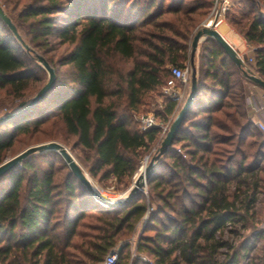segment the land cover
I'll return each instance as SVG.
<instances>
[{
	"label": "trees",
	"instance_id": "obj_1",
	"mask_svg": "<svg viewBox=\"0 0 264 264\" xmlns=\"http://www.w3.org/2000/svg\"><path fill=\"white\" fill-rule=\"evenodd\" d=\"M0 1L27 47L0 19L8 101L0 109L22 108L44 85L37 56L55 75L39 102L0 122V164L19 136L66 146L73 138L93 179L128 186L160 134L141 132L132 113L165 85L169 67L186 68L214 0ZM224 18L253 48L245 67L264 80V0H234ZM248 84L213 39L203 40L193 102L154 162L147 193L125 204L97 203L54 151L8 170L0 177V264H100L145 216L135 251L147 260L131 258L125 244L115 264H264V134L247 115ZM176 109L166 97L159 114Z\"/></svg>",
	"mask_w": 264,
	"mask_h": 264
},
{
	"label": "water",
	"instance_id": "obj_2",
	"mask_svg": "<svg viewBox=\"0 0 264 264\" xmlns=\"http://www.w3.org/2000/svg\"><path fill=\"white\" fill-rule=\"evenodd\" d=\"M0 19L7 25L10 31L13 33L15 38L21 42L24 48H27L26 45L23 44L20 35L17 33L15 26L11 23L10 19L6 16L2 8L0 7ZM205 39H213L225 52V54L232 60V62L240 68L242 74L245 78H247L250 82H252L255 86L264 90V80L260 79L258 76L254 75L249 69L245 67V64L242 58L239 56L238 52L235 48L215 29V26L207 25L204 22L201 24V27L196 31L193 35L191 43H190V62H191V75H190V87L189 92L183 102L180 110L176 114L175 118L171 122L168 131L166 132L159 149L157 150V154L152 157L149 164L143 169V171L135 177L132 186L126 192L125 197L122 199L116 200H107L103 198L100 193L90 184V181L86 177L85 173L82 171L80 166L74 160L69 151L60 143L57 142H48L36 146H32L26 148L19 154L14 157L2 162L0 164V177L6 173L8 170L13 168L14 166L19 165L25 158L30 155L43 153L47 151H54L60 154L65 163L67 164L70 171L73 175L87 188V190L92 194L94 200L102 206L115 207L118 205H122L130 201L133 196L139 192L143 191L146 187L147 180L152 170L154 162L168 149L170 146L174 136L176 135L179 126L181 124L182 119L185 114L189 110L193 99L196 94V72L193 67V59L194 54L197 49L198 44ZM37 61L41 64V66L45 69L48 74L47 82L38 90V92L20 109L17 111L10 113L8 115L0 117V122L11 119L13 117L18 116L19 114L27 111L32 106H34L37 102H39L46 93L51 89L55 81L54 70L48 65V63L42 58L37 56Z\"/></svg>",
	"mask_w": 264,
	"mask_h": 264
},
{
	"label": "rangeland",
	"instance_id": "obj_3",
	"mask_svg": "<svg viewBox=\"0 0 264 264\" xmlns=\"http://www.w3.org/2000/svg\"><path fill=\"white\" fill-rule=\"evenodd\" d=\"M233 2H234V0L232 1V3ZM0 7L2 8L3 11L5 10V8H4V6H3L1 1H0ZM224 20H225V18H224ZM204 21H202L201 24ZM211 23L212 22H210V21L207 22L208 25L212 26ZM225 23L228 25L229 30H234L237 33V35L240 36V34L232 27V25H230L228 20H225ZM201 24H200V26H201ZM196 29L194 30L193 35L198 30V29L197 30ZM229 30H227V33H230ZM193 35H192V37H193ZM191 40H192V38L190 39V43H191ZM199 44H198L197 49H196L195 54H194L195 66L193 64V67L195 69V72H196V66H197V56H198V51H199ZM190 50H191V48H189V60L185 64L186 65L185 69L188 70V76H189L188 87L186 89V96H187V94L189 92L190 75H191V71H192L191 62H190ZM61 51L62 50L59 49V51H57L56 53L59 54V52H61ZM236 51L238 52L239 56L242 58L243 62H244L245 59H248V61L252 62L253 58H252L251 53H249L248 56L247 55L245 56L242 51H240V50H236ZM169 69H170V67H169ZM65 70H67L66 67H63V68L59 69V76H60L59 78H64L62 73ZM41 76H43L42 77L43 78L42 82H44V84H45L47 82V80H48L47 72L45 71L44 75L42 74ZM162 89H163V86L158 88L156 91L150 93L148 95V97L146 98L145 104L140 108V110L138 112L132 113V119L137 124L138 128H139V118L140 117L153 116L154 119H155V123H156L155 127L160 130V134L158 136V140L150 147L149 151L146 152V154H144L143 157L141 158L136 173L134 174V176L132 177L130 183L126 187L118 186L116 181H115V179H109V180L102 181V182H99L96 179H93L90 176V174H89L88 162H86L85 158H84V156H85L84 154H85L86 151H83L77 145H75L74 147L70 146L74 142L75 139H73V138L69 139V146L63 145L59 141H54V142L60 143L61 145H63L69 151V153L72 155L74 160L80 166L82 171L84 170L86 172V174L89 176V178L95 183V187H96L97 191L100 193V195H102L103 198H105L107 200H116V199L124 198L126 192L132 186L135 177L138 176L143 171V169L149 164V162L152 159V157L157 154V150L159 149L160 144H161L166 132L168 131L171 122L175 118L176 114L180 110V108H181V106H182V104H183V102L185 101V98H186L185 97L179 103L177 102V109H176V111L174 112L173 115H171V116H169L167 118L161 117V115L159 113H161L162 110H163L164 100L166 98L163 95ZM30 97H33V95L30 96ZM2 98L5 99L6 103H8L7 99L4 97V93L2 91H0V99H2ZM17 104L18 103L16 102V104L13 106V108L11 110H9V111H7L5 108L2 107L0 109V117L4 116V114H7V113L10 114V112L13 113V111L14 112L17 111L19 109L16 106ZM39 136L40 135L19 136L16 139L15 143L13 144L12 148H10V150L8 151V154H7L6 158L4 159V161L14 157L15 155H17L20 152H22L23 150H25L26 148H29V147H32V146H36V145H40V144H44V143H48V142H52V141H44V142L43 141H38ZM143 192L145 194L147 193V188L146 187L144 188ZM261 199H262V201H264V195L261 196ZM258 208L261 209V203H259ZM145 221H146V216L143 218V220L140 222V224H138V226L136 227L135 232L132 234V236L126 238L124 241H121L117 245V247L113 250V251H115L117 253V255L119 253L120 248L123 245L127 244V245H129V248H128L129 251L128 252H129L131 258L134 257V256H138L142 260H147V258L144 255L138 254L135 251L136 244L138 242L139 236L142 234L143 226H144ZM263 224H264V212L262 213V217H261L260 223L258 224V227L263 228ZM145 234H150L151 235L152 233L147 232ZM226 236H227V234L225 235V237Z\"/></svg>",
	"mask_w": 264,
	"mask_h": 264
},
{
	"label": "built area",
	"instance_id": "obj_4",
	"mask_svg": "<svg viewBox=\"0 0 264 264\" xmlns=\"http://www.w3.org/2000/svg\"><path fill=\"white\" fill-rule=\"evenodd\" d=\"M232 0H214L212 10L208 18H216L217 16L225 17V13L231 8ZM188 70L180 69L177 67L170 68V78L163 85V95L167 98L176 100L178 103L186 97V89L188 87ZM262 106L261 108H263ZM156 125L155 119L153 116H146L139 118V129L142 132H145L151 128H154ZM256 127L264 134V123L256 122ZM264 229V224H263ZM117 258V253L115 251L110 252L105 259L100 264H115Z\"/></svg>",
	"mask_w": 264,
	"mask_h": 264
},
{
	"label": "crops",
	"instance_id": "obj_5",
	"mask_svg": "<svg viewBox=\"0 0 264 264\" xmlns=\"http://www.w3.org/2000/svg\"><path fill=\"white\" fill-rule=\"evenodd\" d=\"M229 32L228 35L231 37L229 43L235 48V50L242 51L245 56H248L249 53L252 55L253 48L248 45L241 36H238L234 30H229ZM245 103L250 121L254 124L256 122L264 123V107L261 108L264 106V90L253 84H248V94Z\"/></svg>",
	"mask_w": 264,
	"mask_h": 264
},
{
	"label": "bare ground",
	"instance_id": "obj_6",
	"mask_svg": "<svg viewBox=\"0 0 264 264\" xmlns=\"http://www.w3.org/2000/svg\"><path fill=\"white\" fill-rule=\"evenodd\" d=\"M210 21L212 22V26H215V29L228 41L230 42V36L227 33V30H229L228 25L225 23V21L222 19V17L217 16L216 18H209L206 21L207 22ZM208 25V24H207ZM84 171V170H83ZM86 177L88 178V180L90 181V184H92V186L96 189L95 187V183L89 178V176L86 174V172L84 171ZM97 190V189H96ZM102 196V195H101Z\"/></svg>",
	"mask_w": 264,
	"mask_h": 264
}]
</instances>
